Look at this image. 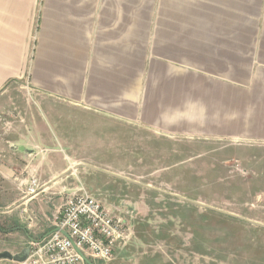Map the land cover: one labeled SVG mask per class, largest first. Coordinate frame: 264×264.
I'll list each match as a JSON object with an SVG mask.
<instances>
[{
  "label": "crops",
  "instance_id": "1",
  "mask_svg": "<svg viewBox=\"0 0 264 264\" xmlns=\"http://www.w3.org/2000/svg\"><path fill=\"white\" fill-rule=\"evenodd\" d=\"M151 3L155 35L138 17L148 0H44L40 16L0 0V202L59 205L82 185L114 215L187 209L196 199L145 179L136 156L264 143V0ZM47 162L38 193H18ZM67 169L74 187L55 179Z\"/></svg>",
  "mask_w": 264,
  "mask_h": 264
},
{
  "label": "rangeland",
  "instance_id": "2",
  "mask_svg": "<svg viewBox=\"0 0 264 264\" xmlns=\"http://www.w3.org/2000/svg\"><path fill=\"white\" fill-rule=\"evenodd\" d=\"M151 1L148 0V10L138 12V17L142 23L147 21L148 34L155 35L156 10ZM35 3L36 16H40L39 9H42L44 0H35ZM36 19L39 24L40 18ZM76 157L91 158L84 155ZM136 157L144 162L141 169L145 179L162 182L164 191L196 200L188 199L187 209L183 205L171 208L155 203L157 210L141 214L128 210L126 205L128 211L115 216L126 221L128 237L117 244L113 257L105 261L87 256L89 262L80 264H136L142 258L146 261L144 264H264V228L240 218L264 224V143L196 141L191 147L181 143L179 153H168L165 149L160 154ZM119 162L128 164L124 160ZM22 164H26L25 159H22ZM49 164L36 167L34 176L40 183L48 181ZM66 174L60 178L65 179L67 187H72L76 179L74 176L65 177ZM27 175L25 172L20 177ZM22 188L26 192L25 185L17 192L23 194ZM69 190H62L63 202L71 192ZM38 191L29 196L36 195ZM2 198L0 251L11 253H19L27 246L30 249L32 240H40L51 229L54 230V216L63 203L58 205L51 202L53 199L48 203L46 199L38 200L24 211L25 207L7 204L5 194ZM194 201L233 213L239 218L200 206Z\"/></svg>",
  "mask_w": 264,
  "mask_h": 264
},
{
  "label": "built area",
  "instance_id": "3",
  "mask_svg": "<svg viewBox=\"0 0 264 264\" xmlns=\"http://www.w3.org/2000/svg\"><path fill=\"white\" fill-rule=\"evenodd\" d=\"M38 188V179L31 175L27 195ZM53 228L56 230L31 243L25 260H0V264H80L83 259L77 249L86 257L108 261L117 244L128 237L126 221L111 214L83 186L67 194L54 216Z\"/></svg>",
  "mask_w": 264,
  "mask_h": 264
},
{
  "label": "water",
  "instance_id": "4",
  "mask_svg": "<svg viewBox=\"0 0 264 264\" xmlns=\"http://www.w3.org/2000/svg\"><path fill=\"white\" fill-rule=\"evenodd\" d=\"M78 165H84V166H87V167H89V168L99 170L98 168H96V167H94V166L87 165V164H82V163H78V164L74 165V166L71 167V168H75V167L78 166ZM71 168H69V169H71ZM69 169H67V170H65L64 172L60 173L58 176L55 177V179H58V178L62 177L63 175H65V174L69 171ZM175 196H177V197H179V198H182V199H185L184 197L179 196V195H176V194H175ZM194 203H196V204H198V205H200V206H203V207L209 208V209H211V210H215V211H218V212L224 213V214H226V215H229V216H232V217H238V218H239V216H237V215H235V214H233V213H230V212H226V211H223V210L217 209V208H215V207H213V206H210V205L204 204V203H202V202H195V201H194ZM240 218H241V219H244V220H246V221H249V222H251V223H254V224H256V225L261 226V227L264 228V224H262V223L255 222V221H252V220H248V219H245V218H242V217H240ZM54 230H56V229H54ZM51 231H53V230H51ZM49 233H50V232H49ZM65 235H67V234L65 233ZM34 241H36V240H32V242H34ZM77 252L81 255L83 261L89 262L88 259L86 258V256H84V255H83L78 249H77ZM28 253H29V246L25 247V248H24L23 250H21L19 253H11V252H9V251H7V250H4V251H0V259H8V260H14V261H18V262H20V261H23V260L26 259V257L28 256Z\"/></svg>",
  "mask_w": 264,
  "mask_h": 264
}]
</instances>
